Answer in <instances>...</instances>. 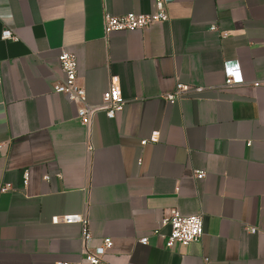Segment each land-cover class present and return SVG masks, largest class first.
Listing matches in <instances>:
<instances>
[{
    "label": "crops",
    "instance_id": "0c3cea01",
    "mask_svg": "<svg viewBox=\"0 0 264 264\" xmlns=\"http://www.w3.org/2000/svg\"><path fill=\"white\" fill-rule=\"evenodd\" d=\"M153 1L0 0V185L12 186L0 191V264H78L84 251L106 264H264V89L251 84L264 75V0H172L165 21L103 30L104 12ZM62 49L93 107L86 125L53 90ZM177 83L187 96L165 101ZM111 84L125 101L112 119ZM171 210L202 215L197 241L166 244ZM65 214L91 237L51 221Z\"/></svg>",
    "mask_w": 264,
    "mask_h": 264
},
{
    "label": "built area",
    "instance_id": "2783aa9c",
    "mask_svg": "<svg viewBox=\"0 0 264 264\" xmlns=\"http://www.w3.org/2000/svg\"><path fill=\"white\" fill-rule=\"evenodd\" d=\"M172 0H154L153 9L147 13L128 12L119 15H112L104 12L102 15V26L105 32L120 30L131 31L148 28L149 26L165 21L167 19L166 3ZM1 38L16 39L14 33L10 29H3L1 31ZM57 62L62 73V78L59 83L54 85L55 93L63 95L67 100L77 102L80 106L77 109V118L82 125H86L89 121L90 115L93 112V107L86 102L85 90L77 82V61L74 53L62 49L57 55ZM238 77L229 75L225 79V84L239 82ZM252 87L264 89V75L251 82ZM189 87L183 83H177L173 90L167 91L161 97L169 102L175 103L186 97ZM101 105L105 115L112 119L117 112L124 108L125 101L123 100L117 85L111 84L103 93L101 97ZM147 140H142L141 144H145ZM196 178H201L203 173L195 171ZM23 183L28 179V171L24 170L22 173ZM44 179H48L45 175ZM12 189L9 182L0 185V191H7ZM51 221L57 223L62 221L64 223L78 222L82 226L81 240H87L91 237V233L87 227V221L79 214H65L62 217H52ZM161 223L168 224L170 227L169 234L166 236V244L171 246L177 242L180 244H188L197 241L203 234V220L201 214L181 215L175 210H171L169 215L165 217ZM139 243L146 244L147 237L143 236L138 239ZM101 246L103 250L110 249L112 240L110 237H102ZM67 264V263H62ZM78 264H106L101 254L96 252L84 251L80 257Z\"/></svg>",
    "mask_w": 264,
    "mask_h": 264
}]
</instances>
